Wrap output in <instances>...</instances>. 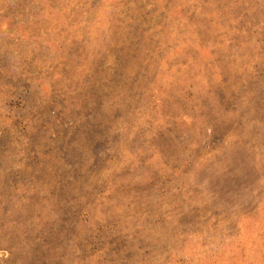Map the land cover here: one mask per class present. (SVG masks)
<instances>
[{"label":"rangeland","instance_id":"rangeland-1","mask_svg":"<svg viewBox=\"0 0 264 264\" xmlns=\"http://www.w3.org/2000/svg\"><path fill=\"white\" fill-rule=\"evenodd\" d=\"M0 264H264V0H0Z\"/></svg>","mask_w":264,"mask_h":264}]
</instances>
